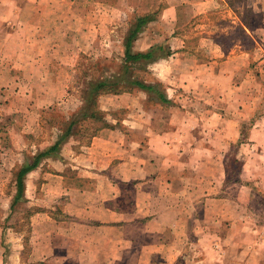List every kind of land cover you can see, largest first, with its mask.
Returning <instances> with one entry per match:
<instances>
[{"label": "crops", "instance_id": "1", "mask_svg": "<svg viewBox=\"0 0 264 264\" xmlns=\"http://www.w3.org/2000/svg\"><path fill=\"white\" fill-rule=\"evenodd\" d=\"M27 1L35 7L11 10L17 18L4 23L3 30L35 31L23 40L31 52L23 61L49 63L42 70L48 80L55 58L35 53L38 32H45L53 46L55 31H97L101 18H92L83 7L92 24L85 17L84 26L79 22L81 27L72 28L64 0ZM53 1L58 4L51 7ZM220 4L235 17L225 26L213 20ZM178 5L167 7L133 47L144 51L169 45L172 53L150 65L158 73L145 81L162 82L171 100L185 96L190 101L167 110L149 101L142 89L102 96L103 111L125 109L127 117L114 122L105 116L113 127L101 128L85 145L70 137L58 156L45 158L28 173L19 205L37 203L30 219L42 242L34 244L30 257H24L22 242L13 256L17 264H29L34 255L37 261L53 255L54 247H61L54 240L61 232L65 253L83 258L81 264H264V0H193V56L180 54L178 44L184 40L178 36L148 42L150 25L170 14L177 19ZM25 15L29 22L23 21ZM230 29L237 37L225 39ZM61 57L73 61L66 50ZM0 62L6 63L4 56ZM166 66L171 70H159ZM63 87L42 89L55 96ZM25 160L26 154L23 158L20 151L0 145V168L9 165L14 175ZM38 191L58 197L57 202L45 204L48 199H40ZM14 194L7 200V218ZM60 211L63 220H58ZM3 234L1 229L2 252L8 247Z\"/></svg>", "mask_w": 264, "mask_h": 264}, {"label": "rangeland", "instance_id": "2", "mask_svg": "<svg viewBox=\"0 0 264 264\" xmlns=\"http://www.w3.org/2000/svg\"><path fill=\"white\" fill-rule=\"evenodd\" d=\"M30 2L27 0H0V56H4L6 61L5 64L0 62V145L20 151L23 158L25 154L27 155V153L34 152L38 148H43L57 138L58 129L63 127L64 120L69 121L71 115L77 112L83 104L81 97L83 82L85 83L90 79L103 76L110 72L111 69L116 68V62L120 63L124 55V36L127 23L133 22L138 16L158 10L160 11L159 17L162 18L163 11L167 7L179 4L177 19L174 18V14H170L168 19L165 18L150 25L147 29L148 42L153 41V43H156L159 40H161L160 42H167L171 37L178 36L184 40V43L180 42L178 44L180 46L179 50L184 51L180 54L193 56L191 52L193 50V0H75V3H72L70 0H64V7L66 8L64 10L69 16L66 17V20L69 21L72 28L81 27V23L84 26L81 20L85 17L90 18V24H92V18H101L99 23L100 28H96L99 29L97 31L93 28L90 31L86 29L84 32L81 29L78 31L73 29L60 32L55 31L53 46L48 44V37L43 34L45 32L39 31L38 34L41 38H37L36 43L34 42L36 44L34 45L35 53L39 56L50 55L55 58V62H53L54 75H51L53 78L45 80L43 79L42 70L49 63L23 61L24 55L27 56L31 53L30 48H24L25 42L23 40L26 38L29 40L31 35L35 34V31L28 28L19 29L18 32H5L3 30L4 23L8 25L10 22H14L13 19L17 18L18 14H14L13 12L19 5L26 9L30 8L31 5L35 7L36 4H31ZM53 3L58 4L53 1L50 3L51 7ZM217 6L218 13L214 15V21H218L225 26L235 19L234 16L229 15L225 4L224 6L222 4ZM83 7L86 12L88 11L92 14V18L89 17L88 12L86 13L83 10ZM57 8H61V1ZM11 10L14 11L11 12ZM9 13H12V15H8ZM73 14H76L74 19L72 17ZM7 16H9V19L5 21ZM19 20L21 21L22 19L18 18L16 22H19ZM29 20V16L25 15L23 17V21L29 22ZM174 23L176 24L175 27L173 26ZM90 24L88 23L89 27H91ZM230 30L227 35L228 37H225V39L237 37V33L233 34V29ZM142 44H144V41L139 42L140 47ZM183 46L186 47L183 48ZM21 48H24V54L23 52H19V50H22ZM65 50L67 53H72L73 61H61L63 59L61 54H64ZM176 50L178 49L176 48ZM89 57H94V59L102 58L100 60L101 64L95 66L90 62L91 59ZM16 59L17 61H15ZM102 66H108V68L103 69ZM5 67L6 69H4ZM159 70L167 72L171 68H167L166 66ZM153 72L158 73L156 66H149L146 70H135L134 75L143 80L150 81L153 80ZM59 83H64V90L62 88L55 96L43 93L42 88L46 85L54 84V88L56 89ZM185 99L190 101L185 96L180 97L182 102ZM52 100L54 102L49 104L48 102ZM180 100L175 97V100L173 98L172 102L165 107H167V110L171 104L177 107L180 105ZM103 104L104 106H109L106 100ZM103 112L104 116L108 119L112 118L114 122L117 120L120 122L127 117L125 109ZM166 114L168 115L169 113L166 112ZM177 115L179 118H182L179 114ZM100 124L102 123L92 120L83 122L84 131L80 132V137H74L76 138L75 140L79 139V144L82 145L89 143L92 139V133ZM9 158L11 160V157ZM7 166L0 168V230L2 229L4 241L8 246L6 250L4 249L5 251H0V264H5V262L17 264V260L13 256L15 252L21 249L22 242L26 246L25 251L23 249L24 257H30L34 244L42 242L39 237L36 238L35 234H33L30 219L31 215L39 207L34 200H31L30 203L27 202L24 205H19L7 218L9 215L7 200L16 190L14 175L8 171L9 168ZM37 193L40 199H48L44 201L45 204H51V202L55 204L54 202H57L58 197L53 199L51 196H48L47 198L44 192L38 191ZM33 195L34 192L31 193V197ZM64 201L65 198L63 199ZM57 217L58 220L65 219L62 211L57 214ZM15 231H18L20 236H17L18 234H15ZM55 231L60 232L58 229ZM54 240L55 244H57L55 246L61 245V247H54L55 253L53 255L49 256L45 254L40 256L44 259L43 261L40 259L38 261L35 260L34 257L36 255H34L30 263L26 260L28 261L27 263L81 264L83 258H80L76 254H69L67 256L65 253L62 246L67 241L63 239L62 232L55 235ZM39 250L36 246V251L38 252ZM93 262L94 260L91 261V264ZM119 264L124 263L120 262Z\"/></svg>", "mask_w": 264, "mask_h": 264}, {"label": "trees", "instance_id": "3", "mask_svg": "<svg viewBox=\"0 0 264 264\" xmlns=\"http://www.w3.org/2000/svg\"><path fill=\"white\" fill-rule=\"evenodd\" d=\"M159 13L158 10L147 12L138 16L133 22L127 23L124 36V55L120 63L116 62V68L111 69L107 74L83 82L81 91L83 104L77 112L71 115L69 121L64 120L63 127L58 129L57 138L45 147L27 153L25 162L16 167L14 172L16 191L11 203L13 212L24 199L25 178L28 173L37 168L45 158L58 156L62 144L70 137H80V132L84 131L83 122L92 120L102 123L95 128L92 136L103 127L114 126L106 119L99 106V100L102 96L119 94L124 89H142L148 93L151 102L165 105L172 102L167 96L162 82H147L134 75L135 70H146L153 62L172 53L167 44L153 45L144 51L135 50L133 47L134 41L146 27L158 20ZM89 58L95 66L101 64L102 58ZM106 67L108 68V66ZM106 67L102 66L103 69Z\"/></svg>", "mask_w": 264, "mask_h": 264}]
</instances>
